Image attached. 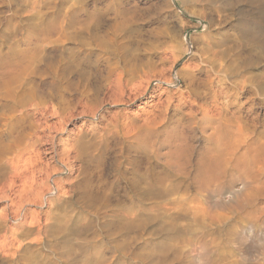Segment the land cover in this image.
<instances>
[{"label":"rangeland","instance_id":"obj_1","mask_svg":"<svg viewBox=\"0 0 264 264\" xmlns=\"http://www.w3.org/2000/svg\"><path fill=\"white\" fill-rule=\"evenodd\" d=\"M82 7L93 13L92 31L104 35L103 39L81 31ZM260 12L264 15V0H0V133L2 122L24 113L50 126L57 124L64 108L72 113L66 131L55 139V154L49 142L38 144L42 165L53 169L48 185L52 188L57 182L65 198L64 208L55 206L64 205L63 201L26 204L25 211L40 213V221L32 226L33 217L28 216L20 225L9 222L19 234L17 246L23 244L22 257L32 256L29 264H264V170L263 183H247L258 169L254 152L243 158L245 164L239 168L228 155L222 171L215 174L219 180L208 173L209 181L202 183H214L209 186L213 193L185 174H168L164 184L177 186L179 195L190 201L185 204L190 217L182 216L180 223L194 218L216 220L195 230L189 239H175L174 233L159 231L157 222L143 231L124 233L116 221L122 207L132 203H142L147 215L163 211L162 200L141 202L133 185L144 178L155 182V174L163 172L170 159L173 128L187 118L194 104L187 87L193 79L202 82L206 77L204 66H195L200 62L199 49L208 40L204 36L217 41L223 35L232 39L244 33L248 39L253 37L255 46L264 48ZM115 24L120 29L113 34ZM133 65L140 68L142 77L137 81L142 82L144 93L130 98L129 89L119 92L116 80L120 72L125 80L129 78ZM249 71L264 75V58ZM169 77L175 81L170 86L161 81ZM23 86H31L24 103L19 101ZM183 95L186 103L179 101ZM196 106L194 113L201 116ZM84 108L95 110L96 115H82ZM148 129L157 133L145 143L142 138ZM47 133L56 135L57 131ZM263 136L264 128L254 137ZM207 141L198 130L191 140L193 160L209 146ZM246 149L242 145L237 156L244 157ZM63 151L70 153L68 169L59 164ZM91 187L109 193L108 207L101 203L91 207L93 199L87 192ZM6 204L0 203L1 215L7 212ZM50 213L72 217L67 237L57 225L39 233ZM250 228L255 242L249 238L244 244L243 235L249 236Z\"/></svg>","mask_w":264,"mask_h":264},{"label":"bare ground","instance_id":"obj_2","mask_svg":"<svg viewBox=\"0 0 264 264\" xmlns=\"http://www.w3.org/2000/svg\"><path fill=\"white\" fill-rule=\"evenodd\" d=\"M255 1L259 2V0ZM80 12L84 14L80 16L81 31L90 34L91 36H89L93 39H103L104 35L96 34L92 31L91 24L93 13L89 12L85 7H82ZM130 12L134 13V10ZM258 15L261 16V12ZM262 16L261 18L263 19ZM125 20H127V18ZM257 20L255 21L258 22L261 19ZM261 21L259 23H261ZM255 25L256 29V27H258L257 23ZM119 27L120 24L114 25L113 34L120 29ZM243 34L232 39L227 35H223L220 39H217V41H212L207 36H204L208 40L206 41V45L199 49L200 62H197L195 66H204L206 77L202 82L193 79L188 87L186 86V91L189 92L190 100H193L194 104L186 113L187 118L173 128V133L175 132V135L173 136L170 145H168L170 149V159H167L164 163L163 172L161 171L160 173L155 174V182H148L149 179L144 178L140 179L139 182H135L133 185V191L139 193V200L141 202L146 198L162 200L164 203V205L161 206L163 211H159L157 214L147 215L146 209L142 203L124 205L120 217H113V220L117 218L116 221H119L118 224L120 225H116L117 227H120L118 229L119 231L122 230L124 233L132 230L133 232L134 230L143 231L147 226H150V224L157 222L159 224V231H166L169 234L174 233V238L178 239L181 237L192 236L195 230L200 227H206V224L210 223V225H212L216 223L215 218H211L209 221H200V219L194 218L192 220L185 219L186 221L183 223L179 222V220L182 219V216H185V218L190 217L187 212H185L188 210V208H185V204H188L190 201L186 196L179 195L177 186H168L164 184L169 179L168 174H185L187 177H190L193 182H200L199 186H201L202 182L209 181L206 179L208 173L214 174V180L221 178L215 174L219 169L222 171L223 163L224 161L228 162L229 156H231L229 160L232 161L234 165H238L237 168H239L240 165L245 164L243 158L247 159V156L254 152V156L257 158H254V160L258 163V169H256V172L249 177L247 183L251 182L260 185L264 182L263 180V182H261L263 177L261 170H264V136L263 138L254 137L260 129L262 130V128H264V106H261V104L264 105V75L258 73L253 74L249 71L250 68L260 63L261 59L264 58V48L257 47L258 45L255 46V44L252 43L253 37L251 39L249 37L248 39V37ZM254 41L256 42V40ZM190 48H188V50ZM247 52L249 54H246ZM187 66L189 67V65ZM193 67L192 70L194 69ZM183 70L184 69H182V71ZM129 72L131 76L126 78V80L123 76L124 72H120L116 80V86L120 93H124L126 89H129L127 95L128 97L133 98V96L144 93V87L142 86L141 81H137L138 78L142 77L140 68L137 65H133L130 67ZM161 81L169 86L175 83L171 77L162 79ZM30 87L31 86L22 87V92L19 96L20 102L24 103L26 101L25 96L31 92ZM32 92L36 94V91L33 90ZM40 94H44V92ZM246 94H248L247 97H245ZM55 96L59 97L58 94H55ZM118 98L119 97H116V99ZM179 101L181 103H186L185 96H181ZM219 103H221V106H219ZM194 105H197L196 107L201 109V116L194 113ZM206 105L211 106V109L205 110L204 107ZM42 114L44 115L45 111ZM81 114H91L95 116L96 111L93 109L88 111L87 108H84L81 111ZM69 115H72V113H69L66 108L59 111L58 116L60 119L55 126H50L48 123H42L40 120L31 119L28 113H24L20 117H11V120L2 122L0 133V203H7L5 207L7 212L4 215L0 214V264H29L32 261L31 255L22 257L21 251L23 244L20 243L17 246V243H19V234L13 226L9 225L11 220L17 225L23 224L26 222L28 216L33 217L30 221L32 226H35L36 223L40 221V213L25 211L24 207L26 204H41L43 206L45 203L54 205L57 201H63L62 203H64V205L59 206L56 204L55 206L59 208V210L65 206V198H63L61 188L57 186V182H54L52 188L48 185L53 169L42 165L40 160V155L42 153L38 144L41 142H49L53 149L51 152L55 154V139L59 138L60 135L66 131L65 123ZM154 119L149 122L151 123V126L155 121ZM53 129L57 131L56 135L47 133L48 131L51 132ZM198 130L207 136V145L209 144V146H205L199 153L197 159L193 160L194 146L191 140ZM154 133L157 132L148 129L142 140L147 143L150 141ZM242 145H245L247 148L245 153L243 152L244 157H240V155L237 156ZM69 154V152L66 153V151H63V157L59 161V164L65 169H68L69 166ZM190 169L194 171L191 172L193 173L192 175L189 174ZM58 173L60 172H54L53 175H57ZM143 182H146L147 184L143 185ZM74 184L77 186L79 181L74 182ZM205 184H207L205 186L209 187L214 183ZM208 187L207 189L211 191H207L212 192L211 187ZM213 188L216 187L214 186ZM217 189V192L221 191L220 188ZM87 192L93 199L90 204L91 207H95L100 203L106 204L109 199V193L104 192L100 187H91ZM48 194H52L53 196L50 199L45 198ZM206 194L207 195L205 196H209L208 193ZM208 199L214 200V198L209 197ZM219 199L220 197L218 200ZM106 206L108 207L109 204L107 203ZM68 216V213L59 215L48 214L44 226L38 230L39 233L42 235L43 230L48 232L50 227L57 225L63 234L62 236L67 237L68 232L70 231L68 224L72 221V217L68 218ZM248 234L249 236H247V234L243 235V239L245 238V241L243 240L244 244L247 242L246 239L249 238H251V241L255 242V239H252L254 235V230L252 228L248 230ZM136 236L139 237L140 235L137 234ZM174 238H172L173 241ZM139 239L141 238L139 237ZM187 239H189V237ZM65 240L67 241V238Z\"/></svg>","mask_w":264,"mask_h":264}]
</instances>
